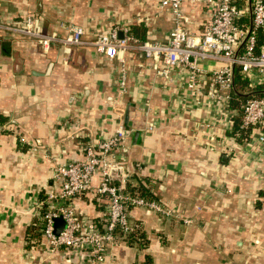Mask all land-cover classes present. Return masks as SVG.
<instances>
[{"label":"crops","instance_id":"1","mask_svg":"<svg viewBox=\"0 0 264 264\" xmlns=\"http://www.w3.org/2000/svg\"><path fill=\"white\" fill-rule=\"evenodd\" d=\"M183 10L190 31L201 33L203 3L186 1ZM73 23L84 27V42L68 47L63 38ZM133 25L141 40L166 42L174 22L159 0H0V264H78L86 256L65 246L52 251L37 223L40 203L57 187L58 164L82 159L85 143L120 125L131 129L114 154L130 171L128 186L144 187L180 217L132 207L147 245L118 240L102 264H141L147 255L156 264H226V250L264 251V123L232 145L226 114L179 89L187 73L159 75L161 60L138 49L126 52L123 87L117 58L93 40ZM220 64L201 60L208 70ZM75 205L83 223L107 211L93 192Z\"/></svg>","mask_w":264,"mask_h":264},{"label":"built area","instance_id":"2","mask_svg":"<svg viewBox=\"0 0 264 264\" xmlns=\"http://www.w3.org/2000/svg\"><path fill=\"white\" fill-rule=\"evenodd\" d=\"M186 1H200L205 6L208 20L201 33L190 31L186 25L189 21L183 10ZM159 6L169 12L174 22L166 42L141 40L133 35L129 26H115L107 32H100L93 40L98 51L117 58L121 85L125 87L126 52L138 49L146 57L161 60L163 66L157 69L159 75L171 80L174 73L186 72L187 76L177 81L179 89L185 90V95L192 96L198 104H214L218 116L226 114L229 128L238 114H242L241 128L264 123V92L245 99L238 106L232 102L236 66L249 77L253 86L264 79V40H258V32L264 28V0H159ZM248 15L249 22L245 20ZM30 26L26 32L34 33ZM120 31L123 36H120ZM83 34L82 25L69 24L63 41L68 47L82 44ZM40 42L45 50L50 46L47 37L40 38ZM202 59L217 60L221 64L208 70L201 65ZM153 128L154 123L150 122L148 129ZM130 133L131 129L120 125L111 136L85 143L82 159L57 165L54 172L57 187L48 192L46 201L40 203L47 206L44 212L40 211L42 236L55 251L62 246L84 250L86 256L78 264H102L106 261L107 247L137 227L131 219L132 207L145 206L165 215L174 214L173 209L160 200L144 196L128 186L130 171L114 154L121 151ZM232 136L235 139L232 145H236L238 139ZM258 141L264 142V133L259 134ZM114 167L123 170L119 183L112 179ZM96 175L98 181L94 182ZM88 192L103 199L107 211L100 221L92 219L83 223L78 217L75 200ZM59 216H63L66 225L56 233L54 223Z\"/></svg>","mask_w":264,"mask_h":264},{"label":"trees","instance_id":"3","mask_svg":"<svg viewBox=\"0 0 264 264\" xmlns=\"http://www.w3.org/2000/svg\"><path fill=\"white\" fill-rule=\"evenodd\" d=\"M239 1H244V0H239ZM249 17V18H248ZM245 20L247 22L250 21V16L248 15L245 17ZM133 35L137 36V25H133L131 29ZM258 40L259 42H262L264 40V28H261L258 32ZM249 90V91H247ZM264 92V79L262 82L258 83L256 86L251 85L250 79L248 76L242 74L240 72L239 66L235 67V88L233 89V105L238 106L241 102L242 99H246L248 96H257L261 95ZM233 123L232 126L228 129V133L231 135H235L240 142H244L250 138L251 133L255 130V128L262 127V125H251L246 128H241V121H242V114H238L234 116L232 119ZM141 192L139 191L140 194L146 196H149V198H153L151 196L150 192L147 189H144V187L141 188ZM47 209L46 204L41 206V211L44 212ZM35 228V226H33ZM32 230V228H31ZM34 235L39 236L41 233L37 232L33 233ZM28 236V235H27ZM127 242L129 244H139L142 246L147 245L148 243V238L146 235V232L140 228H135L134 231H131L127 234ZM141 264H156L153 261V258L150 255L146 256V260L142 262Z\"/></svg>","mask_w":264,"mask_h":264},{"label":"rangeland","instance_id":"4","mask_svg":"<svg viewBox=\"0 0 264 264\" xmlns=\"http://www.w3.org/2000/svg\"><path fill=\"white\" fill-rule=\"evenodd\" d=\"M247 91H249V90H247ZM247 98H249V96ZM244 100L245 99H242L241 102ZM133 190H135V189H133ZM145 196H146V194H145ZM147 197H149V196H147ZM172 211H174L173 215H177L175 217H178V215L180 217V213L178 210L176 211L173 209ZM37 223L41 228L43 227V219L42 218H39ZM127 234H125L124 237L120 238L119 240H126ZM117 242H118V240H117ZM51 249H52V247H51ZM52 251H54V250L52 249ZM224 252H225L224 255L227 256L226 264H264V251L238 249V250H226Z\"/></svg>","mask_w":264,"mask_h":264},{"label":"water","instance_id":"5","mask_svg":"<svg viewBox=\"0 0 264 264\" xmlns=\"http://www.w3.org/2000/svg\"><path fill=\"white\" fill-rule=\"evenodd\" d=\"M120 36H123V32L122 31H120ZM142 133H143V130H141V129H136V130H134L132 132V135L134 137V142L135 143H139V139H140ZM122 174H123L122 168L114 167L112 169V179H113V181L116 182V183L121 182ZM54 225H55V232L56 233H60L63 230V228L65 227V225H66V221L63 218V216L56 217Z\"/></svg>","mask_w":264,"mask_h":264}]
</instances>
